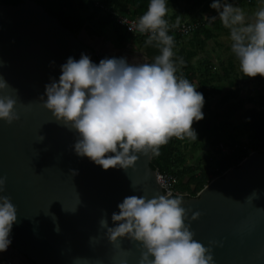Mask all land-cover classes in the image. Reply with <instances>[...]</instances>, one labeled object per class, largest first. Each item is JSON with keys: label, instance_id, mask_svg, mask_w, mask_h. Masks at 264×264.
<instances>
[{"label": "water", "instance_id": "water-1", "mask_svg": "<svg viewBox=\"0 0 264 264\" xmlns=\"http://www.w3.org/2000/svg\"><path fill=\"white\" fill-rule=\"evenodd\" d=\"M104 37L95 43L85 29L73 33L34 0L0 3V76L11 86L3 92L16 99L19 116L0 120V176L6 178L0 195L17 208L11 244L1 254L15 264L21 257L31 264H138L139 242H110L99 221L106 212L108 226H115L112 213L126 196L166 194L151 154H138L127 170H104L76 154L77 134L40 99L68 57L84 53L97 64L115 57L122 48ZM182 206L190 209L185 223L194 239L206 247L218 242L212 245L215 264H264V148L184 197ZM194 212L200 213L196 219Z\"/></svg>", "mask_w": 264, "mask_h": 264}, {"label": "clouds", "instance_id": "clouds-1", "mask_svg": "<svg viewBox=\"0 0 264 264\" xmlns=\"http://www.w3.org/2000/svg\"><path fill=\"white\" fill-rule=\"evenodd\" d=\"M210 7L230 31L231 51L243 76L264 77V6L250 19L244 9L225 0H212ZM166 17L167 0H149L147 10L129 27L147 35L146 46L158 48L152 62L112 57L97 64L84 53L78 60L68 57L60 66L59 80L52 78L45 85L46 99L40 97L55 120L77 134L76 154L104 170L134 167L138 154L158 156L172 137L197 139L193 123L203 119L204 96L179 73L184 61L173 59L175 40L169 31L179 27L180 19L170 24ZM9 87L0 76V120L11 123L19 116L16 99L3 92ZM5 181L0 176V192ZM183 201V196L171 192L152 198L129 195L118 204L119 212L112 213L115 226H108L106 212L99 224L110 242L121 238L139 242L138 264H215L212 245L218 242L210 241L206 247L194 239L195 232L185 223L190 209L182 206ZM199 215L194 212L192 219ZM16 221V206L10 197L0 195V252L11 244Z\"/></svg>", "mask_w": 264, "mask_h": 264}, {"label": "trees", "instance_id": "trees-1", "mask_svg": "<svg viewBox=\"0 0 264 264\" xmlns=\"http://www.w3.org/2000/svg\"><path fill=\"white\" fill-rule=\"evenodd\" d=\"M21 0H10L15 4ZM60 23L77 34L85 29L88 35H104L103 28L110 27L117 37L111 39L117 47L130 44L143 49L145 54L155 57L157 47L145 45L147 35L127 32L117 24L110 13L116 11L138 19L146 10L149 0H34ZM244 9L246 16L257 10L259 0H225ZM212 0H167L169 23L179 17L180 23H196L188 34L180 35L170 28L174 37V60L182 58V73L204 96L203 119L194 121L196 140H181L172 137L162 145L159 155H152L150 166L161 173H170L177 177V187L186 191L183 197L195 195L212 177L223 173L227 168L236 166L252 150L264 148V86L256 96H241L239 86L224 87L227 80L246 79L237 72L231 51L230 31L223 27L215 9L210 7ZM217 16L210 21V15ZM108 37V36H107ZM109 38V37H108ZM221 38V39H220ZM222 39H228V44ZM212 40L226 53L217 67L210 58L213 47H207ZM178 73V74H179ZM257 80L264 79L257 75ZM216 98L212 104V99ZM245 100L256 106L245 107ZM185 143L188 145L184 148ZM175 196V195H174Z\"/></svg>", "mask_w": 264, "mask_h": 264}, {"label": "rangeland", "instance_id": "rangeland-1", "mask_svg": "<svg viewBox=\"0 0 264 264\" xmlns=\"http://www.w3.org/2000/svg\"><path fill=\"white\" fill-rule=\"evenodd\" d=\"M260 3L258 5L257 10L261 7L264 6V0H259ZM256 10H253L250 12V14L247 16L249 19L252 17V14L255 12ZM103 32H104V38H111V39H115L117 37V34L115 33V31L113 29H111L110 27H104L103 28ZM108 36V37H107ZM95 37H97V35L93 34V35H89V38L91 40H94ZM221 39V38H220ZM223 43L228 44V39H222ZM207 47L208 48H215V51H212L210 54V58L212 60V62L217 66L220 67V60L224 59L226 57V53L220 49L219 47H217L215 45V43L212 40H208L207 41ZM132 47L130 44H127L126 47ZM234 57V61H235V66L237 69V72L241 73L240 68H239V62L237 60V58L235 57V55H233ZM235 86H239L240 88V93L241 96L243 98H247L248 96H256L257 93L260 91L261 87L264 86V79L261 80H257L253 77H248L246 79H242V78H238L237 81L234 80H227L226 82H224V87L228 88V87H235ZM216 98L212 99L211 103L213 104L215 102ZM249 106H256L255 103H250L248 101L245 100V107H249ZM188 145L185 143L184 148H187ZM220 175V174H219ZM215 177V176H214ZM213 178V177H212ZM211 178V179H212Z\"/></svg>", "mask_w": 264, "mask_h": 264}, {"label": "built area", "instance_id": "built-area-1", "mask_svg": "<svg viewBox=\"0 0 264 264\" xmlns=\"http://www.w3.org/2000/svg\"><path fill=\"white\" fill-rule=\"evenodd\" d=\"M110 13L112 15L113 20L117 24L123 26L127 32L140 34L136 32L134 28H133V32L129 30V27H133L134 22L137 20L136 18L129 17L127 15L121 14L116 11H110ZM196 26L197 24L194 22L192 23L182 22L180 23L179 27L175 29V31L180 35H186L190 33ZM156 177H157V181L159 182L165 193L171 192L173 196L174 195L184 196L185 194H187L186 191L180 190L177 187L176 185L177 177L175 175L166 172L165 173L157 172ZM0 264H15V263L11 259L4 257L3 255L0 254Z\"/></svg>", "mask_w": 264, "mask_h": 264}, {"label": "flooded vegetation", "instance_id": "flooded-vegetation-1", "mask_svg": "<svg viewBox=\"0 0 264 264\" xmlns=\"http://www.w3.org/2000/svg\"><path fill=\"white\" fill-rule=\"evenodd\" d=\"M7 1H10V0H0V3H7ZM94 41H95V43L98 42V36L95 37ZM137 50H139L140 52L145 54L143 49H136L133 46L131 48L129 46L128 47L125 46V47H122V49L118 53H114V55L116 58L125 57V58H127V61H128V59H131L129 61H133L135 63H141V62L146 61V60L148 62L153 61L154 57H150V56L146 55V58H145L142 55L138 54ZM18 259H19V262H21V264H31L27 260L23 259L22 257L18 258Z\"/></svg>", "mask_w": 264, "mask_h": 264}, {"label": "crops", "instance_id": "crops-1", "mask_svg": "<svg viewBox=\"0 0 264 264\" xmlns=\"http://www.w3.org/2000/svg\"><path fill=\"white\" fill-rule=\"evenodd\" d=\"M249 14H250V13H248V15H249ZM206 15H207V16L210 15V18L213 17L211 13H206ZM215 16H216V15H215ZM0 254H1V252H0ZM1 255H2V254H1Z\"/></svg>", "mask_w": 264, "mask_h": 264}]
</instances>
